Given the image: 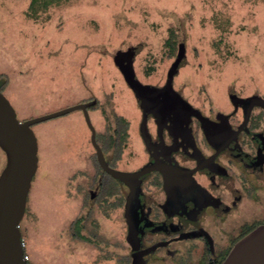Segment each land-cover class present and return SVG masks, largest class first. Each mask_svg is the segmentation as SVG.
Returning a JSON list of instances; mask_svg holds the SVG:
<instances>
[{
    "label": "rangeland",
    "instance_id": "1",
    "mask_svg": "<svg viewBox=\"0 0 264 264\" xmlns=\"http://www.w3.org/2000/svg\"><path fill=\"white\" fill-rule=\"evenodd\" d=\"M28 4L0 0V75L20 121L96 98L89 112L97 131L114 125L113 114L138 126L139 106L116 62L129 63L124 55L136 48L137 79L162 84L184 46L186 62L174 83L196 107L228 109L229 89L264 95V0H72L36 21L26 16ZM170 29L178 35L175 54L165 45ZM33 130L39 163L20 222L29 261L94 264L97 252L65 235L81 205L74 172L93 151L83 112ZM5 164L0 148V174ZM107 216L98 217V231L123 238L120 211Z\"/></svg>",
    "mask_w": 264,
    "mask_h": 264
},
{
    "label": "flooded vegetation",
    "instance_id": "2",
    "mask_svg": "<svg viewBox=\"0 0 264 264\" xmlns=\"http://www.w3.org/2000/svg\"><path fill=\"white\" fill-rule=\"evenodd\" d=\"M166 82L167 77L162 84L140 83L162 88ZM173 89L184 102L167 92L165 107L159 108L157 99L145 110L131 88L138 126L96 130L110 168L135 172L155 166L136 181H119L103 168L87 126L93 151L74 172L81 205L65 235L92 247L94 264H223L239 240L264 225V105L234 100L264 95L229 89L228 109L205 110L174 80ZM117 210L124 233L119 240L98 231V217Z\"/></svg>",
    "mask_w": 264,
    "mask_h": 264
},
{
    "label": "water",
    "instance_id": "3",
    "mask_svg": "<svg viewBox=\"0 0 264 264\" xmlns=\"http://www.w3.org/2000/svg\"><path fill=\"white\" fill-rule=\"evenodd\" d=\"M120 64L122 73L133 89L136 97L141 101L142 107L147 110V103L158 101V107H165L164 94L172 92L173 96L184 102L173 89L174 77L180 68L185 65L186 55L181 48L171 65L167 82L162 88L143 86L133 72L131 63ZM121 60V59H120ZM122 64H125L123 67ZM127 64V65H126ZM236 105H264V99L258 96L234 99ZM145 101V102H144ZM96 101L81 102L74 106L39 117L20 121L15 108L0 90V148L6 156V164L0 174V264H29L25 259L22 246V234L19 224L24 217L28 195L33 178L38 170V141L33 126L73 111L81 110L87 126L91 130V141L97 150L100 164L113 177L122 182L130 183L152 171L155 166L150 164L135 172H122L110 168L105 160L100 146L96 141V129L92 123L89 107ZM142 126L145 125V120ZM223 264H264V225L257 227L251 233L239 240Z\"/></svg>",
    "mask_w": 264,
    "mask_h": 264
},
{
    "label": "trees",
    "instance_id": "4",
    "mask_svg": "<svg viewBox=\"0 0 264 264\" xmlns=\"http://www.w3.org/2000/svg\"><path fill=\"white\" fill-rule=\"evenodd\" d=\"M71 1L72 0H29V4H28L27 10H26V16H27V18L36 21V20H39L44 14H46L51 8L59 7L61 5L69 3ZM177 38H178V35L176 34V32L173 29H170L169 30V37L166 40L165 45L172 54H175L176 50H177V45H178ZM181 48L184 49L185 55H186V49L184 48V46L182 47V45L178 47L177 54ZM137 53H138V50L136 48V49H133L132 51H130V54L126 53L124 56L128 57L130 59L129 62L132 63V61H134V58H135ZM177 54H176V56H177ZM7 84H8L7 77L5 75L1 74L0 75V90L2 92L5 90V87L7 86ZM92 101H96V103L94 106L89 107L88 108L89 110L95 109L98 106V100L96 98H92V99H88V100L83 101V102H92ZM103 114H105L104 111H103ZM113 116H114L115 126H129V122L126 120L125 117L117 115V114H113ZM21 221L23 222V220H21ZM21 227H22V223L19 224V228H20V231L22 234V239H23L24 235H23V231H22ZM24 252H25V255H28L26 249H24ZM27 262L29 264H32L29 260H27Z\"/></svg>",
    "mask_w": 264,
    "mask_h": 264
},
{
    "label": "built area",
    "instance_id": "5",
    "mask_svg": "<svg viewBox=\"0 0 264 264\" xmlns=\"http://www.w3.org/2000/svg\"><path fill=\"white\" fill-rule=\"evenodd\" d=\"M22 246H23V248L25 247V240H24V238L22 239ZM25 259L26 260H29V256L28 255H25Z\"/></svg>",
    "mask_w": 264,
    "mask_h": 264
}]
</instances>
